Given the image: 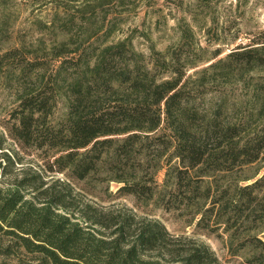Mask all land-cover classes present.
Wrapping results in <instances>:
<instances>
[{
    "label": "trees",
    "instance_id": "obj_1",
    "mask_svg": "<svg viewBox=\"0 0 264 264\" xmlns=\"http://www.w3.org/2000/svg\"><path fill=\"white\" fill-rule=\"evenodd\" d=\"M191 38L189 27L171 51L122 41L50 58L1 52L0 73L18 80L0 129V264H225L158 219L87 200L99 188L226 236L231 256L264 264V174L237 177L264 159V34L194 74L204 49L184 54ZM227 62L242 80L259 76L257 124L203 103L210 82L200 76ZM13 146L38 153L41 168L8 178Z\"/></svg>",
    "mask_w": 264,
    "mask_h": 264
},
{
    "label": "rangeland",
    "instance_id": "obj_2",
    "mask_svg": "<svg viewBox=\"0 0 264 264\" xmlns=\"http://www.w3.org/2000/svg\"><path fill=\"white\" fill-rule=\"evenodd\" d=\"M189 27L193 30L189 41L192 47L186 45L183 53H192L199 46L204 49L198 54L197 60H201L198 67L189 71L194 74L195 70L203 71L225 58L240 45L253 44L262 37L264 0H0V54L24 46L33 54L50 58L59 54L61 48L72 52L80 47L122 41L131 42L140 51L147 52L152 44L160 51H171L177 49L180 37ZM218 53L220 56L215 58ZM237 68L236 62H227L200 76L210 82L203 103L214 107L226 104L230 117L243 113L257 124V107L252 96L259 76L253 72L242 80ZM223 73L228 74L230 83H224ZM17 80V76L6 79L0 73V129L15 107ZM58 114H64L63 101ZM13 147L16 153L10 152L15 166L8 168V178L22 169L41 168L43 161L38 153ZM257 172L258 177L264 174V159L237 177ZM158 177L162 182L164 171ZM58 178L63 180L64 176ZM76 187L83 191L82 184ZM117 189L118 185L112 184L110 191L115 194ZM87 200L104 207H125L140 216L158 219L170 232L209 245L225 264H248L242 255H230L226 236L219 237L195 225L187 227L171 214L139 205L132 196L109 197L99 188Z\"/></svg>",
    "mask_w": 264,
    "mask_h": 264
}]
</instances>
